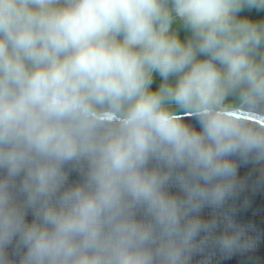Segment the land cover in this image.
<instances>
[{
  "label": "clouds",
  "instance_id": "clouds-1",
  "mask_svg": "<svg viewBox=\"0 0 264 264\" xmlns=\"http://www.w3.org/2000/svg\"><path fill=\"white\" fill-rule=\"evenodd\" d=\"M238 161L264 175V0H0V264L251 251Z\"/></svg>",
  "mask_w": 264,
  "mask_h": 264
},
{
  "label": "water",
  "instance_id": "water-1",
  "mask_svg": "<svg viewBox=\"0 0 264 264\" xmlns=\"http://www.w3.org/2000/svg\"><path fill=\"white\" fill-rule=\"evenodd\" d=\"M189 122L195 124L194 120ZM237 177L243 181L244 187L226 207L234 209V219L238 223L252 225L254 235L258 237L255 248L248 252H234L229 256L210 248L204 254H195L191 264H201L205 258L209 260V264H264V175L259 166L238 161ZM77 178L75 172H70V180ZM170 190L176 191L175 188ZM211 212L206 206L201 215L208 218ZM27 219H31L30 213Z\"/></svg>",
  "mask_w": 264,
  "mask_h": 264
},
{
  "label": "trees",
  "instance_id": "trees-1",
  "mask_svg": "<svg viewBox=\"0 0 264 264\" xmlns=\"http://www.w3.org/2000/svg\"><path fill=\"white\" fill-rule=\"evenodd\" d=\"M249 15H256V13H249ZM153 87H155V84L153 85Z\"/></svg>",
  "mask_w": 264,
  "mask_h": 264
}]
</instances>
